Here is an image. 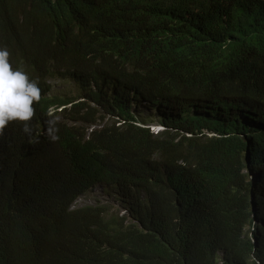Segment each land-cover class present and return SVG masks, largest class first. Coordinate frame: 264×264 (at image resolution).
<instances>
[{"label":"trees","instance_id":"trees-1","mask_svg":"<svg viewBox=\"0 0 264 264\" xmlns=\"http://www.w3.org/2000/svg\"><path fill=\"white\" fill-rule=\"evenodd\" d=\"M13 37L29 48L25 59L11 48ZM0 48L31 79L75 80L80 86L75 98L34 103L27 122L35 131L49 107L66 106L55 113L61 116L58 151L38 159L39 150L24 149L41 143L35 133L31 142L23 134L15 152L28 158L0 177V264H75L67 231L93 239L96 259L77 264H264V183L260 179L257 191L246 175L222 169L248 150L252 168L263 167L256 142L246 150L233 138L208 141L198 150L216 165L206 170L202 215L193 228L162 190L157 201L133 210L135 224L102 222L87 209L78 222L68 209L75 191L112 176L118 163L147 159L155 150L167 157L177 151L153 140L116 102L114 109L126 114L120 128H108L106 138L77 135L68 124L89 119L90 103L109 98L108 88H115L118 100L159 88L225 99L223 108L256 103L258 113H252L264 116V0H0ZM82 96L89 101L76 102ZM209 123L231 132L215 116ZM255 137L264 145L263 134Z\"/></svg>","mask_w":264,"mask_h":264},{"label":"clouds","instance_id":"clouds-1","mask_svg":"<svg viewBox=\"0 0 264 264\" xmlns=\"http://www.w3.org/2000/svg\"><path fill=\"white\" fill-rule=\"evenodd\" d=\"M23 43L24 50H18L17 45ZM11 48L16 55L25 59L28 55L29 48L26 43L17 38H10ZM10 52L7 48H0V177L6 178L11 174L8 171L12 165L21 163L28 158L27 154L15 152L20 144V137L25 134L31 140L35 138L41 146L32 148L27 146L24 150H39L34 153V156L41 159L43 155L53 154L59 149V129L58 124L61 122V116L55 115L56 112L62 111L66 106L57 107L55 105L48 108L46 116L48 119L34 131L30 122L35 114L33 107L34 103H38L40 99L51 98L54 100L58 96L61 98H75L80 92V86L75 80L56 79L52 77H42L38 80L31 79L27 72L22 68L16 67L10 63ZM53 81H73L76 83L77 94L75 96H63L62 94L53 95L51 82ZM91 88L92 91L97 87ZM46 90V94H44ZM108 95L106 100L90 103L89 108H93L92 112L88 114L89 119L75 123H69V126L77 128V135H83L85 140H89L91 135L104 134L105 138L110 136L111 132L108 128L113 125L120 128L125 122L126 114L114 109V102L123 106L128 113L127 116L133 118V122L137 127L149 130L152 139L159 143H166L169 146L168 150H177L171 156H165L159 150L153 151L150 156L145 159L142 158L137 161L129 163H118L117 172L109 177H103L92 185H85L83 188L75 191V197L68 205L69 211L73 212L78 222H82L85 217L80 213V210L87 209L90 212V218H98L105 222L110 218H118L125 220L128 224L137 223V218L134 214H129V210L139 209V204H144L146 201L153 199L157 201L160 197L159 191L165 193L169 202L174 206L179 213L185 218L188 225L193 228L196 226L201 218L202 211L199 202L208 187L205 181L206 170L216 162L207 158L198 150L208 143V141L220 140H240L241 136H250V141L246 143V150L252 142H256L258 147V157L264 163V156L260 155L261 149L264 150L263 140L255 137L257 134L264 135V116H261L252 111L259 110L256 103L247 102L240 107L223 108L220 102L223 100H216L208 95H200L194 92L175 93L173 91L154 88L148 91L131 92L129 95L116 99L115 88H108ZM103 94L106 96L105 92ZM193 94V95H187ZM197 97L193 101L190 97ZM176 97V98H174ZM183 97L185 100H181ZM173 98L175 100H173ZM89 101L87 98L76 99V102ZM113 105V106H112ZM70 105H67L69 107ZM116 106V104H115ZM149 106H155L156 112L162 116L158 121L154 120V115H149V118H144L143 110H149ZM221 111V112H218ZM142 112V113H141ZM257 115L260 118L256 119ZM215 116L217 120L222 121L224 125L231 131L227 133L221 132L219 128H209L207 138L204 142H196L189 136L178 140L173 137V133L180 129H190L188 125L196 123H209V119ZM250 116H253L250 117ZM210 117V118H204ZM255 117V118H254ZM25 122V123H24ZM153 124H160L163 129L162 132L154 134L151 130ZM212 125V124H210ZM247 125L249 131H243L242 128ZM213 126V125H212ZM215 126V125H214ZM259 130V132H258ZM233 134V137H231ZM186 135H191L187 133ZM232 141V140H231ZM106 144V139H105ZM263 145V146H262ZM238 148V147H237ZM236 148V149H237ZM18 150H23L20 147ZM247 157L250 171L257 173V184H251V189L260 183H264V166L252 170L251 156L248 152L244 154ZM243 155V156H244ZM235 162L241 161L238 156H235ZM227 163V167H222L223 170L237 171L233 165L235 163ZM239 172V171H238ZM244 173V170L241 172ZM109 182H106L108 181ZM113 181V182H110ZM106 186L109 194L113 196L115 202L122 206H116L119 211L107 217L108 207L105 205L87 204L76 206L77 202L84 197L92 196L96 192L98 186ZM260 186L256 189L259 191ZM263 187L260 189V195L264 194ZM48 195L52 193L47 192ZM73 193V192H72ZM70 193L67 197H70ZM67 197H59L64 199ZM212 195L206 198L203 202L204 209L208 207ZM139 200V203H135ZM76 221V222H77ZM95 226L92 225L91 229ZM66 239L69 247L74 255L75 264L79 262H89L96 259L97 255L91 252L90 246L93 244L92 238L81 240L70 233L66 232ZM256 244V239L253 241ZM26 264V263H25Z\"/></svg>","mask_w":264,"mask_h":264},{"label":"rangeland","instance_id":"rangeland-1","mask_svg":"<svg viewBox=\"0 0 264 264\" xmlns=\"http://www.w3.org/2000/svg\"><path fill=\"white\" fill-rule=\"evenodd\" d=\"M52 85V89H53V95L56 94H62L63 96H75L78 92L76 90V83L73 81H53L51 82ZM187 95H193V94H187ZM176 98V97H174ZM173 98V100H175ZM193 101L197 100L195 96L190 97ZM182 101L185 100L183 97L180 98ZM230 109V108H227ZM156 107L155 106H149V110H143V115L144 118H149V115H154V120L158 121L162 118V116L160 114H158L156 112ZM142 113V112H141ZM76 125V124H73ZM154 126L152 127V131L154 132V134H158L160 132H162L161 130L163 129L162 127H160V124H153ZM191 128L190 129H180L179 131L174 132L172 135L173 137L177 138L178 140L180 139H184L186 136L191 137L192 139H194V141L196 142H204L206 140V138L208 137L207 134L209 132V128H213L212 125L207 124V123H196V124H191L188 125ZM245 130L249 131V127H245ZM244 130V131H245ZM259 132V130H258ZM187 133L191 134V135H186ZM221 134V132H218ZM231 137H233V134H231ZM250 136L246 135V136H241L240 140H244L246 143H248L250 141ZM263 146V145H262ZM260 155L264 156V150L261 149L260 151ZM241 163L235 162L233 167L239 171L242 172V170H244V173L246 174V180L247 182L251 183V184H257V176L255 177L253 175V173L250 171V167L248 165V161H247V157L244 155L243 156V160L240 161ZM253 170V168H252ZM240 174V173H239ZM256 187L258 188L259 186L256 185ZM109 189L106 188V186H98L96 188V192L89 197H84L81 200H79L76 204V206H82V205H87V204H93V205H105L108 207V211L106 216L107 217H111V214H114L115 212H118L121 214V212L119 211V209L116 206L122 207L118 202H115V199L113 198V196H111L108 192ZM139 200H136L135 203H139ZM129 214H133L132 210H129Z\"/></svg>","mask_w":264,"mask_h":264},{"label":"bare ground","instance_id":"bare-ground-1","mask_svg":"<svg viewBox=\"0 0 264 264\" xmlns=\"http://www.w3.org/2000/svg\"><path fill=\"white\" fill-rule=\"evenodd\" d=\"M112 94H115V92L113 91ZM246 127V125L244 126V128ZM245 130V129H244ZM132 213L135 214V212L132 210ZM135 216V215H134Z\"/></svg>","mask_w":264,"mask_h":264}]
</instances>
